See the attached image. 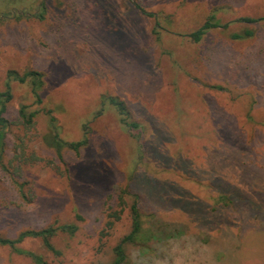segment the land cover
<instances>
[{"label": "rangeland", "instance_id": "rangeland-1", "mask_svg": "<svg viewBox=\"0 0 264 264\" xmlns=\"http://www.w3.org/2000/svg\"><path fill=\"white\" fill-rule=\"evenodd\" d=\"M212 14L218 27L195 42ZM10 69L40 70L45 85L36 104L13 84L2 236L75 223L53 237L59 254L38 238L19 246L44 264H114L137 199L152 237L126 246L129 264H264V0H0L1 90ZM104 95L126 102L136 136L115 107L96 116ZM23 104L40 110L28 127ZM48 109L67 140L87 123L88 145L60 158ZM0 264L36 263L0 246Z\"/></svg>", "mask_w": 264, "mask_h": 264}, {"label": "trees", "instance_id": "trees-1", "mask_svg": "<svg viewBox=\"0 0 264 264\" xmlns=\"http://www.w3.org/2000/svg\"><path fill=\"white\" fill-rule=\"evenodd\" d=\"M43 18V14L40 15ZM216 16L211 15L210 18L196 31L192 32L190 36L195 42L201 41L202 37L212 28L218 27V24L215 20ZM263 18H253V17H243L239 19L243 22L255 23ZM255 34V31L246 28L241 33L234 34V39H241L246 37H252ZM27 84L30 87L34 103L42 104V90L45 85V74L44 72L37 69H27L25 71H19L16 69H10L6 75L5 88L0 89V166L7 168L4 164V157L6 153V138L9 128L12 126V122L7 117L8 105L12 101L13 94V84ZM109 104L116 108L118 111L121 123L126 127L132 136L135 130L141 129L139 122L132 118L131 112L127 107V104L124 100L120 99L117 96L104 95L102 97V108L97 112L96 116H99L104 111V106ZM29 104H23L18 113L19 121L22 125L31 126L34 122V119L39 114L40 110H30ZM49 117V126L50 133L47 134L44 139L45 143L53 148L60 158L63 157L62 153L64 150H73L75 152L80 151L81 148L85 147L89 143V126L86 123L84 125V134L79 140H67L61 135V127L58 123L57 117L53 114L52 109H48L45 112ZM17 153H19L17 151ZM18 156V154H17ZM20 187V191L24 198L27 197L24 191V184L19 183L15 180ZM124 204V201H122ZM132 230L126 234L119 243L114 247L115 261L114 264H129L128 256L126 254V246L129 244H136L139 242H147L152 237L150 234L148 236L142 234V221L141 213L138 208V200L133 203L132 207ZM117 219L120 218L118 212L113 214ZM78 218H81L78 215ZM113 223V222H112ZM111 223V224H112ZM78 230V225L75 223L61 224V225H49L48 227L40 229H26L21 231L16 237H6L0 234V246H9L15 251L21 254H27L31 256L36 264H44V258L40 254L25 250L19 245L27 238H38L42 241L44 247L55 253L59 254L60 252L55 248L52 239L57 234L58 231L66 232L70 235H73Z\"/></svg>", "mask_w": 264, "mask_h": 264}]
</instances>
